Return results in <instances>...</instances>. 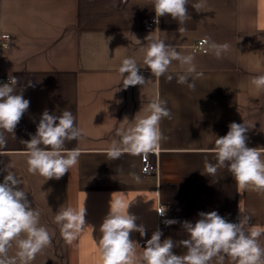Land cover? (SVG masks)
<instances>
[{"label": "crops", "instance_id": "obj_1", "mask_svg": "<svg viewBox=\"0 0 264 264\" xmlns=\"http://www.w3.org/2000/svg\"><path fill=\"white\" fill-rule=\"evenodd\" d=\"M193 2L187 5L190 19L181 25L167 14L155 23L150 0H0V42L7 45L0 48V86L16 77V93L29 101L13 134L4 133L0 183L14 172L21 180L16 188L26 192L29 207L39 211L40 224L53 234L51 246L32 264H101L96 246L100 226L110 201L117 198L131 201L127 212L144 229L143 237L130 233L139 245L137 252L159 230L161 241L170 238L176 244L173 253L183 255L187 250L178 242L188 235L182 224L194 223L200 212L216 211L227 222L238 223L240 207L251 216L250 224L264 226V196L238 194L226 168L216 176L204 170L206 160L215 163V139L226 135L233 122L252 124L246 146L264 152V92L255 94L249 83L264 74V0H206L202 12ZM182 26L187 31H179ZM148 35L195 56L203 78L189 80L194 90L177 82L182 69L176 61L161 77L143 66L140 48ZM204 38L230 48L218 59L195 49ZM124 57L137 59L143 86H122L117 69ZM156 93L171 112L160 123L166 137L161 149L147 157L125 153L109 160L105 149L115 130ZM45 110L56 116L71 111L82 135L65 142L66 149L80 150L78 166L43 183V177L27 171L23 141L35 135ZM148 165L154 171L144 174ZM133 173L141 177L140 183L133 181ZM83 201L85 228L67 245L54 215L60 207H79ZM160 207L166 221H176L163 230L156 219ZM260 243L264 246V235ZM14 253L15 247L9 250L10 256ZM225 264L231 262L226 259Z\"/></svg>", "mask_w": 264, "mask_h": 264}, {"label": "clouds", "instance_id": "obj_2", "mask_svg": "<svg viewBox=\"0 0 264 264\" xmlns=\"http://www.w3.org/2000/svg\"><path fill=\"white\" fill-rule=\"evenodd\" d=\"M188 3L189 0H150L155 11L154 22L159 23L158 18L167 14L183 25L190 19ZM192 7L202 12L207 8L206 0H194ZM179 31L187 30L182 26ZM145 39L147 43L140 48L143 66H147L154 77H161L176 61L182 69L177 82L194 90L195 83H189V80L203 78V72L197 71L195 56L181 54L174 46L157 37L148 35ZM135 41L140 44L139 40ZM229 48V44H218L209 38L200 41V50L211 52L218 59ZM138 66L136 58H122L117 71L124 88L146 83L139 74ZM260 67L257 64V68ZM167 79L171 80L172 76ZM17 83V78L10 76L8 83L0 86V147L6 144L4 133L13 134L29 107V101L16 93ZM249 83L255 94L264 92V74L254 76ZM165 118L170 119L171 112L167 102L156 93L141 112L131 121L125 118L115 130V138L105 149L109 160L119 159L125 153L147 157L158 152L161 142L166 139L160 129V123ZM251 126L245 122L231 123L226 135L215 139V147L211 150L215 154V163L206 160L204 170L205 174L216 176L220 169L226 168L236 181L238 194L254 191L264 196V152L246 146V132ZM81 135L82 131L76 126L71 111L64 110L56 116L45 110L35 135L23 141L28 173L43 177L44 183L49 179H60L77 167L80 150L66 149L65 142L78 140ZM132 179L135 183L141 182V177L135 173ZM19 184L21 180L12 171L0 183V264H32L52 242L53 234L40 224L39 211L29 207L26 192L16 188ZM130 202L125 203L120 198L110 201V211L100 226L101 238L98 243L95 242L101 264H212L214 260L216 264H225L226 259L231 264H264V246L260 243L264 226L250 224L251 216L244 215L240 207L238 223L227 222L216 211L198 213L199 219L194 223L183 222V230L188 235L187 239L178 242L187 250L183 255L173 253L176 244L170 238L161 241L159 230L146 241L143 251L137 252L139 245L130 239V233L136 231L143 237L145 232L142 226L135 224V217L128 214ZM83 203L79 207H60L54 215V223L59 226L67 245H72L85 228ZM155 210L161 216L165 213L164 207ZM174 223L175 220L165 221L166 225ZM13 247L15 253L10 256L9 250Z\"/></svg>", "mask_w": 264, "mask_h": 264}, {"label": "built area", "instance_id": "obj_3", "mask_svg": "<svg viewBox=\"0 0 264 264\" xmlns=\"http://www.w3.org/2000/svg\"><path fill=\"white\" fill-rule=\"evenodd\" d=\"M201 41V40H200ZM200 41H197L194 45L195 49L200 50ZM5 46H7L5 43L0 42V48H4ZM202 52V51H201ZM154 171V167L152 165H148L145 170H144V174H151ZM161 208V207H160ZM158 208V209H160ZM156 219H157V226L158 229L163 230L165 227V221H166V214L164 213L163 216H161L160 214H158V212H156Z\"/></svg>", "mask_w": 264, "mask_h": 264}]
</instances>
